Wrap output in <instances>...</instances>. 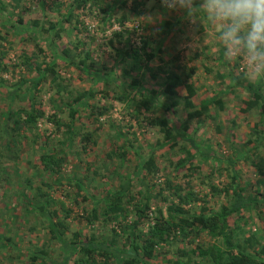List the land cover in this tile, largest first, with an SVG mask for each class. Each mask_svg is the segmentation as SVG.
I'll return each instance as SVG.
<instances>
[{"label": "trees", "instance_id": "1", "mask_svg": "<svg viewBox=\"0 0 264 264\" xmlns=\"http://www.w3.org/2000/svg\"><path fill=\"white\" fill-rule=\"evenodd\" d=\"M28 1L0 0V97L5 99L0 104V200L12 175L19 173L17 156L29 141L42 150L39 164L33 168L49 174L52 184L66 180L69 190L74 188L75 198H91L92 206L80 215V221L93 225V230L97 221L116 227L100 240L94 231L88 235L73 231L67 239L70 210L60 217L56 209H51L60 201L53 200L40 186L33 188L31 176L25 177L20 191H14L25 213L37 212L45 221L48 238L40 247L24 250L29 255L27 264H58L47 256L46 249L54 241L62 244L67 254L61 264H155L159 257L166 260L162 264H264V227L255 225L249 233L242 229L247 222L264 220V166L260 159V147L264 146V79H245L244 70H238L240 59L228 61L220 43H215L216 57L205 46L189 55L188 61L199 60L198 66L179 63V52L164 59L167 48L163 38L186 14L175 21L164 19L163 29L152 35H148L149 27L142 25L144 36L136 42L137 35L125 25L130 16H142L146 0H131L128 9V0H112L108 5L105 1V7L99 6L100 0H73L70 4L36 0L33 5ZM87 5V9L103 13V26L119 27L107 40L114 58L111 66L95 61L91 48L79 51L80 41L72 40L62 49L58 45L66 28H77V11ZM44 7L56 12L59 19H47ZM33 10H43L42 18L24 17L25 12ZM193 18L204 22L197 29L200 34L210 25L203 15ZM56 45L64 53L63 67L57 53L45 55L44 47L50 51ZM181 51L189 50L184 47ZM12 53H18L16 61L5 62ZM210 63L218 68L214 71ZM71 67L90 79V84L77 93L70 89L72 75L67 73ZM213 72L217 83L205 88ZM5 74H10L9 78L5 79ZM15 74L16 81L10 83ZM234 94L239 98L235 103L231 97ZM114 102L119 104V120L111 117ZM178 109L182 117L176 121L172 113ZM232 110L242 115L243 122L247 117H257L244 142L234 140L238 117L224 123ZM42 119L52 123V130L40 133ZM133 125L149 127L157 139L150 144L139 142L138 134L130 130ZM202 126L220 137L218 143L198 137ZM101 133L112 139L108 151L99 157V167L133 163V170L124 173L105 169L102 179L110 173L118 183L95 199L92 194L82 195L86 188L82 181L87 175L66 179L61 171L69 154L97 149ZM143 142L148 151L142 157L139 150ZM250 143L253 145L249 147ZM221 144L228 152L220 151ZM166 147L167 152L162 153ZM170 155H178L174 179L165 175L161 182L155 181L171 164ZM206 163V173L199 175L201 164ZM244 165L253 168L258 177L252 183L241 180L239 167ZM92 173L98 174L96 170ZM42 183L50 190L51 183ZM12 210L16 211L15 207ZM14 212H0V222L14 219ZM174 242L179 245H172ZM14 244L12 238L0 234V249L15 248Z\"/></svg>", "mask_w": 264, "mask_h": 264}, {"label": "rangeland", "instance_id": "2", "mask_svg": "<svg viewBox=\"0 0 264 264\" xmlns=\"http://www.w3.org/2000/svg\"><path fill=\"white\" fill-rule=\"evenodd\" d=\"M50 1H64L67 4H70L73 0H47L49 3ZM108 5V3H113L112 0H100L99 6H104L105 4ZM118 1V0H115ZM131 0H128V4L126 6V9L129 8V3ZM29 4L35 3L36 0H29ZM114 5V4H113ZM88 5L84 9H80L77 11L78 16V23H76L77 28L76 29H70L66 28V31L62 33L60 42H58L62 48H65L69 45H71L73 42L80 41L79 45V51H85L88 48H91L92 57L95 58V61L106 63L107 65L111 66L114 64V58H113V52L110 51L109 46L107 44V40L110 38L112 31H118L119 27L118 25H113L111 28H107L102 25L100 19L103 17V13L101 11L97 12L96 10H89L87 9ZM145 12L142 14V16L136 18L134 16H130L128 22L126 23V27H128L131 31L134 32V34L137 35L138 39L136 42L139 41V37L144 36V31L141 29L142 25H146L149 27L150 31L148 32V35H152L153 32L163 29V20L164 19H171L172 21H175L176 19L183 17L185 14L182 11L178 10H170L166 6H164L161 2V0H146L144 4ZM45 13L48 14L47 19L51 21H56L59 19L60 16L57 15L56 12H52L51 10H48L46 7H44ZM42 11L43 10H33L32 12H25L24 17L28 20L35 19V18H42ZM65 10H61V13H64ZM116 11V10H115ZM44 13V12H43ZM118 10L116 13H114L117 16ZM191 18V17H190ZM187 15H185V18L182 20V22L172 31L168 36H164V47L167 48L164 59L168 60L170 57L175 54L176 52H179L180 54V60L179 63H186L190 65L198 66L199 60H194L193 62L188 61L189 55L193 53L196 48H200L201 46H205L208 50V53L212 54L213 56H217V49L215 46V43H220L219 40L216 39V33L219 31V25L216 27H213L211 24L209 26H205L204 31L200 34V32L197 31L198 27H200V24H204L202 19L196 20V18L190 19ZM76 19L73 20L75 23ZM199 21V22H198ZM176 28H180L181 31H176ZM78 30V31H75ZM221 44V43H220ZM44 45V44H43ZM46 45V44H45ZM58 45L53 46L50 51L44 47V49L47 51L45 55L49 57L52 52L57 53L56 58L58 57L59 65L63 67L64 60L63 51L59 50V48H56ZM186 47L189 51H181ZM78 51V52H79ZM18 54V53H17ZM16 53L9 54V60H5V62L13 63L16 61ZM203 62H206L203 59ZM213 67V70L215 71L218 67L215 66L216 64L210 63ZM65 66V65H64ZM246 64L245 62L240 59L239 60V68L238 70H245ZM201 70V68H200ZM62 73L64 74L63 68ZM69 74L67 73V76L72 75L71 80L69 82L70 89L72 92H79L83 89V87L90 84V79H88V76L84 73H80L76 70V68H69L68 69ZM203 71V69H202ZM115 72H120L119 70ZM6 75V74H5ZM6 78H9V75H6ZM14 79L11 78L10 83L15 82L17 79V74L13 75ZM80 76V77H79ZM215 72L209 75L207 78V81L209 85H205V88L212 87V85H215L217 81H214ZM228 84L229 82L226 81ZM0 96L3 95V89H0ZM52 93V92H51ZM51 93L46 94L44 97V100L51 95ZM243 92L239 94L240 98L243 97ZM232 102L235 103L239 101L236 94L232 95ZM106 101V100H105ZM104 101V102H105ZM5 99L0 97V104H4ZM109 102H112L109 100ZM236 108V107H235ZM233 108V109H235ZM46 108V114L48 115L49 109ZM119 104L114 102V108L111 112V117L115 120H119L120 116L118 114ZM238 117L240 124H236L233 128V131H235V141H241L244 142L246 139H248L249 135H247L249 132L252 131L254 122L257 121V117L250 116L247 117L244 122L242 121V115L237 114L234 110L232 112L229 111L228 114L225 116V124H230L233 117ZM182 117L181 111L178 109L172 113V118L176 121H178V118ZM243 122V123H242ZM134 123V122H133ZM53 126L52 123L49 121H46V119H42L39 122V130L40 133H47L50 130H52ZM105 129V128H104ZM131 131H134L138 134V140L139 142L145 141L149 144L157 139L155 136V133L152 129L145 126L138 127L136 125H133L130 128ZM47 131V132H45ZM213 136V137H212ZM198 137L201 138V140H209L212 144H216L217 141H219L218 136L212 134L211 130L206 129V127L200 128L198 131ZM210 137H212L210 139ZM209 138V139H208ZM112 139V138H111ZM110 138H106V135L101 133L100 140L98 141V148L94 149L93 151L82 154L78 152L77 150L74 152L73 155L69 154L67 162L64 164V167L61 171V176L64 178H70L72 176H75L76 178H82L87 175V179H83V183L86 186V188L83 190L82 195L90 196L89 194L95 195V199L99 198L100 193H104L107 188H113L118 183V180L111 177V174L106 175V180L102 179V174L105 173V169H113L115 171L120 172H130L133 170V163L129 164L128 166L120 165V164H114L113 166L111 164L104 165V168L99 167V157L102 158L104 156V152L108 151L109 148V140ZM217 140V141H216ZM141 143V147L139 150V156L146 155L148 151V146L146 143ZM27 145L24 146L21 150V152L17 156V166L19 168V173L16 175H12L10 182L6 185V190L4 191V194L2 196V199L0 200V212L4 214L10 215V213L14 212V216H16L14 219L7 220V222L2 223L0 222V234L6 237L12 238L13 243H15V248H6V249H0V264H27L30 262L28 258V254L24 253V250L31 249L34 250L41 246L42 243H44L48 238L46 234V228H45V221L41 219L40 215L37 212H28L25 213L26 210H24V206H22L19 197L18 192L15 193V189H18L20 191V188L23 186V180L25 177L31 176V179H33V188L36 186H40L43 191L50 192L52 195L53 200L60 201L57 203L56 206H52L51 209H56L59 212V216L62 217L66 214V210H70V216L66 220V223L69 224V233L66 235V238L68 239L70 237V233L73 231H80L84 235H88L91 232H95L96 235H98L99 240L108 237L111 234L110 229L112 227H116L115 224H108L104 225L101 221H97L95 223V230H93V225L88 224L84 219L80 221L79 217L82 214H85V210H89L91 205V198L89 199H83L82 196L74 197L73 189L69 190L70 186L66 183V180H62L59 185L52 184V177L47 174L46 172H43L40 170V168H33V165H38V156L41 154L42 150L38 148L35 144H30L29 141H26ZM218 143V142H217ZM253 145V143L249 144V147ZM220 151L222 153L228 152L227 146L221 144ZM167 152V147L162 150V153ZM171 158V164L167 166L165 169H163V172H160L156 177L155 181L161 182L165 177L174 179V169H175V163L178 159L175 156L173 158L172 155H170ZM260 159H262L261 164L264 166V146L260 147ZM27 161H30L28 163ZM87 161H90L92 165H89ZM90 166V172L86 171L87 166ZM208 169V163L201 164V167L198 171L199 175H204ZM240 169V176L242 182L249 181L252 183L257 179V175L254 172V169L251 167H248L247 165L239 167ZM96 170L97 175H93L92 171ZM179 172V170H177ZM184 171H180V174ZM197 174V173H196ZM11 175V174H10ZM105 175V174H104ZM166 175V176H165ZM165 176V177H164ZM42 182L51 183V188H46ZM100 187V188H99ZM102 188L105 189L102 191ZM199 189V188H198ZM15 190V191H14ZM29 194V191H27ZM31 192V191H30ZM93 199V198H92ZM5 208V210H4ZM63 208V209H62ZM130 215V214H129ZM64 218V217H63ZM77 218V219H76ZM131 219V216H129L128 220ZM254 224H251L250 222H247L246 224L242 225V229L244 232H251L255 230V225L260 224L261 227H264V220H257L255 219ZM238 223V221H236ZM240 223V221H239ZM31 226L35 228H31ZM261 227H259L257 232H260ZM44 228V229H43ZM117 230V228H115ZM172 245H179L178 242H174ZM172 249V248H171ZM47 250V256L49 257L50 261L57 262L58 264H61L65 257H66V251L62 244L58 243L57 241H54L49 244V247ZM28 251V250H27ZM169 257V255L167 256ZM170 258V257H169ZM168 258V259H169ZM164 261L163 258L159 257L158 261L155 262V264H162Z\"/></svg>", "mask_w": 264, "mask_h": 264}, {"label": "clouds", "instance_id": "3", "mask_svg": "<svg viewBox=\"0 0 264 264\" xmlns=\"http://www.w3.org/2000/svg\"><path fill=\"white\" fill-rule=\"evenodd\" d=\"M170 10L184 12L189 18L203 15L219 31L228 61L242 59L248 80L264 79V0H161ZM191 19V18H190ZM199 22V21H198Z\"/></svg>", "mask_w": 264, "mask_h": 264}]
</instances>
